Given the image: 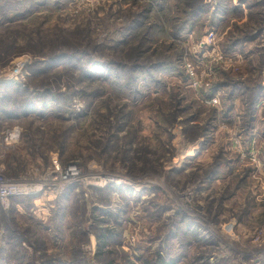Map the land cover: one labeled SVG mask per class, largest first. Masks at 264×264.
Wrapping results in <instances>:
<instances>
[{"label":"rangeland","instance_id":"374dc122","mask_svg":"<svg viewBox=\"0 0 264 264\" xmlns=\"http://www.w3.org/2000/svg\"><path fill=\"white\" fill-rule=\"evenodd\" d=\"M40 1L25 15V0H0V83L7 84L0 112L13 107L10 98L21 104L28 97L22 89L52 91L57 101L34 124L0 118V133L22 130L3 161L6 175L27 177L58 154L63 165L75 162L86 175L113 181L76 184L79 195L63 203L62 217L57 208L68 186L18 199L26 203L16 205L17 215L0 217V264H65L72 249L85 264H144L158 248L172 250L179 264H264V96L253 101L258 87L264 93V0H203L195 16L198 0H158L143 21L146 0ZM184 20L188 28L176 39L161 32ZM128 29L127 44L117 45ZM59 32L76 34L75 43L68 38L57 51ZM54 52L69 61L40 74V55ZM89 59L98 72L108 59L124 68L113 79L80 76ZM136 65L152 66V78L133 72ZM131 75L141 78L133 87ZM111 188L104 205L99 191ZM70 212L83 220L76 233L85 232L75 246ZM53 214L62 223L52 225ZM105 219L121 236L98 259L95 233Z\"/></svg>","mask_w":264,"mask_h":264},{"label":"trees","instance_id":"16d2710c","mask_svg":"<svg viewBox=\"0 0 264 264\" xmlns=\"http://www.w3.org/2000/svg\"><path fill=\"white\" fill-rule=\"evenodd\" d=\"M27 2V8L26 9V12H25V15L27 14H30L32 15L35 11L36 8H38V6L41 5V1L40 2H37L36 3V0H25ZM51 2L52 0H44V2ZM147 2H149L148 6L145 7L144 9V12H140V17L137 18L139 21H143V19L145 18V16L148 15V13L152 12V8H151V5L152 3H154V1H158V0H146ZM160 1H166V0H160ZM199 2L197 4H195V6L192 7V9H194V11H192L193 13V16H195L198 12H203L204 8L206 7V5L204 4L203 0H198ZM196 9V10H195ZM160 11L163 12V8L160 7ZM18 16H22L21 14L20 15H16L14 18L12 19H9L8 22L9 23H13L14 19H17ZM176 21L174 22H170L166 27H162L161 28V32L164 33V35L166 33H170V37H173V38H177L178 35H182L183 33H185L186 31V28H188V25L189 24H186L185 20L182 22V23H176ZM169 26L172 28L171 31L167 30L169 28ZM2 27H6V26H2ZM140 26H138L139 28ZM137 26H136V29H138ZM78 32L80 33H86V36L87 37H90L89 36V30H85V29H78L77 30ZM132 30H127L126 32H122V34L120 35L121 36V40L118 41V44L117 45H124V44H127V42L129 41V34ZM140 32H142V28L139 29ZM61 33L63 34V36L61 35ZM55 37L57 38V41H55V43L52 44V46L56 49H58L57 51H62V49L65 48L66 44H67V41L68 38H72L74 37V43L76 41V34H73L72 32H59V33H56L55 34ZM85 40H88V38L84 37ZM39 44V43H38ZM37 44V45H38ZM3 46V43L0 44V46ZM14 46V45H12ZM132 46H130L131 48ZM1 48V47H0ZM13 47H9L7 48V51L8 49H11ZM137 49V47H136ZM56 51V52H57ZM54 52V53H56ZM60 53V52H59ZM42 56V58L44 59L43 61H41V65L43 67V71H41L40 74H44V72H48L50 69H53L56 67V65L60 62H67L69 61L68 60V53H56V54H51V56L47 55H40ZM39 62H35L34 66H36ZM85 64H83V67L81 68V75L80 76H91L93 75L95 72L97 73H105L107 75L108 78L110 79H113L114 76L118 75V73L124 68L122 66V64H119L117 62H114L113 59H108L106 60V63L107 65H105L106 67H103L99 72H98V68H97V64L96 62L92 61V60H88V62H84ZM167 62H159L158 64H154L153 67H157V68H160V67H163L164 65H166ZM158 65V66H157ZM108 67V68H107ZM113 67V70L111 71L110 69ZM35 68V67H33ZM33 68H31V71H33ZM156 68V69H157ZM170 69V68H169ZM126 70V69H124ZM142 72L143 74L141 75H144L143 78H152V75H153V68L151 66L150 67H147L142 65H136L135 68H134V71L133 72ZM175 71V70H173ZM37 72H39V70H37ZM34 75V73H33ZM38 75V74H37ZM93 78V77H92ZM139 78L140 76L139 75H135V77H133V75H131V77L127 78V80L130 81V85L133 87L134 85V82L135 85L137 84V82H139ZM141 79V78H140ZM124 82H128L125 78L123 79ZM7 89V84L5 83H0V97L2 98L1 100L7 98L6 95H4L5 93V90ZM14 89V88H13ZM21 90V89H20ZM19 90V91H20ZM29 90V89H28ZM28 90L26 89H22L21 90V93L23 95H28V97H26L21 104L19 103H16V101H13V99H9L12 103V108H9L7 109V105H4L3 108L1 109V114H0V118L1 117H4L5 119H8V120H21V119H30L32 124H34L35 121H37L39 118H45L43 117V113L45 111V114L47 112H49L50 110V102L53 103V101L56 103L57 101L56 100H51V96H52V91H49V90H46V92H42V93H36L35 91L31 92V93H34L33 95L30 93H28ZM263 88L261 87H258L257 90L255 91V99H253L254 102H256L258 99L262 98L264 96V93H263ZM34 95H36V97H34ZM54 96H56L55 94H53ZM59 96V94L57 95V97ZM47 97V98H46ZM43 98H45L43 100ZM15 100V99H14ZM9 103V101H8ZM21 105V107L19 106ZM18 106V107H17ZM76 189V185H70L68 186V188L66 189V192H65V196H64V200L62 202V205L59 206V208H57V211L61 212V217L63 216V214L65 213V209H64V206H63V203L67 202L70 197H73L75 194L76 195H79L78 193H76L75 191ZM112 190H114L113 188L111 189H107L105 191H99L101 196H100V199L101 201L104 203V205H107L108 204V198H109V194L112 192ZM73 195V196H72ZM75 195V196H76ZM83 195V194H82ZM111 195V194H110ZM18 199H21V198H14L11 200V206H10V210L8 211V214H10L11 217H15V215H17V210H16V205L17 204H25L26 201L24 200L23 202H19ZM78 203V200L75 201V203ZM67 206V204L65 205ZM85 207V206H84ZM95 211L96 208H95ZM59 212H58V215H59ZM99 212H103L105 215H112V212L111 211H105V210H99ZM119 212V211H118ZM3 214V212L0 213V217L1 215ZM5 214V213H4ZM69 216H74V219H76V225L73 224V228H72V235H71V245H74L76 243H79L81 244V242L83 241V236H85V232L82 231L79 232V233H76L77 231L81 230L80 228V223H82V219H81V222L79 219V217H77L78 215L75 213H69ZM115 221H116V226L119 224L115 218V216H113ZM4 217L1 218V220H3ZM78 220V221H77ZM107 220V221H105ZM105 220H98L100 225H101V228H98L97 231H96V237H97V253H96V256L98 259H105V256H108L110 255L109 252H104L106 251L105 249L110 247V245L116 243L117 241V238L121 236V233L119 234V232H117L116 228H110L109 226L107 227H104V223H109V220L108 219H105ZM63 219L60 220H57L56 219V214H53L52 216V220H51V223L52 225L53 224H60L62 223ZM111 222V221H110ZM59 230V229H58ZM63 232V230H61ZM81 236V239H78V237ZM78 236V237H76ZM177 237H179L178 235H176ZM10 237V236H9ZM12 239H14L12 241ZM17 238H10L8 241H10V246L12 247L13 251L18 249L19 248V245L17 244L16 242ZM83 243V242H82ZM72 249V248H71ZM172 250H169L168 252H164L163 251V248H158L156 251H155V255L154 257L152 256V259L151 260H143V263L144 264H179V258L178 256L176 255H173L171 253ZM81 251L80 250H77V249H72V252L71 254H73V257L70 261L66 262L67 264H85L86 261L83 259V256L82 254L80 253ZM77 256H79L80 258L77 259ZM21 259V258H20ZM65 263V264H66ZM100 264H114L113 261L111 262H103L101 261ZM126 264H135V262H132L131 260H128L126 262Z\"/></svg>","mask_w":264,"mask_h":264},{"label":"built area","instance_id":"2783aa9c","mask_svg":"<svg viewBox=\"0 0 264 264\" xmlns=\"http://www.w3.org/2000/svg\"><path fill=\"white\" fill-rule=\"evenodd\" d=\"M21 133L22 130L18 126L5 129L0 133V213L10 210L11 200L14 198L59 195L67 186L84 182L88 187L103 188L104 185L113 181L105 175H86L83 168L75 162L63 165L58 154L51 156L46 168L42 170L32 168L27 177H8L3 161L7 153L18 145Z\"/></svg>","mask_w":264,"mask_h":264},{"label":"bare ground","instance_id":"6f19581e","mask_svg":"<svg viewBox=\"0 0 264 264\" xmlns=\"http://www.w3.org/2000/svg\"><path fill=\"white\" fill-rule=\"evenodd\" d=\"M71 176H74L73 174H71ZM101 186V185H100Z\"/></svg>","mask_w":264,"mask_h":264}]
</instances>
